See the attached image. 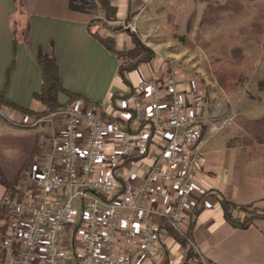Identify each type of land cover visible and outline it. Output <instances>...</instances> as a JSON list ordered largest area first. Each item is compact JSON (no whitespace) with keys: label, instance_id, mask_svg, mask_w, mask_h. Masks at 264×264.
<instances>
[{"label":"crops","instance_id":"1","mask_svg":"<svg viewBox=\"0 0 264 264\" xmlns=\"http://www.w3.org/2000/svg\"><path fill=\"white\" fill-rule=\"evenodd\" d=\"M148 1L111 0L116 19L107 21L103 16L97 17L104 25L99 22L90 27L94 17L85 0H0V91L5 89L6 99L18 107L17 110L1 108L4 118H0V211L4 195L19 181L30 160L46 151L62 126L58 114L39 119L36 126L22 124L30 117L22 110L41 112L44 109L33 99L42 83L41 70L35 60L38 51L53 55L62 87L80 97L70 105L95 106L107 124L118 125L126 131L135 132L146 121L145 116L141 121L134 116L130 99L135 95L145 96L140 84L152 75L162 84L166 77L173 76L175 93L182 103L188 102L186 93L191 82L175 72L163 58L156 56L139 64L123 79L118 74L119 60L90 33L110 36L117 50L132 48L128 19L132 15L137 17ZM21 23L24 32L18 31ZM162 99L167 105L170 96L165 93ZM60 100H66V96L60 95ZM146 102L145 110L150 112L151 98L147 97ZM200 120L199 116L198 124L203 129ZM150 133L144 153L122 158L121 186H145L155 164H159L161 170L168 169L164 146L169 133ZM219 137L203 130L197 152L204 164L196 172L188 199L182 204L172 202L171 212L177 218L152 217L163 255L149 258L137 244L138 235L132 246L131 264H198L201 259L209 264H264V221L247 229L234 228L226 221L222 207V199L239 206H264V142L228 147L230 139ZM112 152V144H108L105 154ZM147 206L148 202L143 203L135 212L138 234L146 227L149 216L144 208ZM126 212L120 211V221ZM82 213L76 201L74 217L68 222L64 235L66 240L73 238V230L82 224ZM231 213L241 217L240 211L233 209ZM3 223L0 216V226ZM125 234L122 227L116 246L120 247ZM67 246L66 259L76 258L82 252L78 244ZM0 264H22L19 246L4 249L0 244Z\"/></svg>","mask_w":264,"mask_h":264},{"label":"built area","instance_id":"2","mask_svg":"<svg viewBox=\"0 0 264 264\" xmlns=\"http://www.w3.org/2000/svg\"><path fill=\"white\" fill-rule=\"evenodd\" d=\"M140 87L145 96H132L130 109L137 119L145 116L146 121L135 132L107 124L92 105L77 107L70 103L54 113L61 117V128L46 151L22 171L15 186L17 193H6L1 201L2 210L9 211L11 217L0 244L4 249L18 245L22 264H131L138 235L137 244L149 258L163 255L152 217L176 219L172 202L184 203L192 191L196 172L204 164L197 152L201 144L197 116L203 103L192 90L186 93L188 102L182 103L175 93L173 76L166 77L162 84L152 75L142 80ZM165 93L170 96L167 105L162 99ZM147 97L152 102L150 112L145 110ZM37 123L30 118L22 122L30 126ZM150 131L155 135L169 133L164 146L168 169L161 170L155 164L145 186H121L122 158L144 153ZM108 144L114 152L106 155ZM76 201L83 212L82 224L73 230V238L66 240ZM147 202L149 206L144 209L149 217L138 234L135 212ZM120 211H128L121 221ZM122 227L126 234L118 247ZM68 244H78L82 252L66 259Z\"/></svg>","mask_w":264,"mask_h":264},{"label":"rangeland","instance_id":"3","mask_svg":"<svg viewBox=\"0 0 264 264\" xmlns=\"http://www.w3.org/2000/svg\"><path fill=\"white\" fill-rule=\"evenodd\" d=\"M226 1L149 0L137 17L130 16L127 28L152 49L155 56L163 58L175 72L191 82L189 90L198 93L203 103L197 116L201 118L203 130L227 140L241 135L249 137L250 134L241 129V123L264 117V31L258 42L240 33L254 16L264 12V0H238L233 8H227ZM85 5L94 17L90 27L100 24L97 17L107 20L95 0H85ZM204 13L213 18L212 24H200ZM18 31L24 32L22 23ZM223 47L238 48L248 57L243 67L245 79L228 92L218 87L211 73V68L222 58ZM121 63L127 66L132 60L124 59ZM0 118H4L1 108ZM16 183L10 193L16 192ZM257 207L260 213L264 211L263 205ZM243 215L241 212L240 218ZM0 216L6 228L1 234L4 237L11 214L2 210ZM188 244L193 247L192 242ZM198 264L209 263L201 259Z\"/></svg>","mask_w":264,"mask_h":264},{"label":"trees","instance_id":"4","mask_svg":"<svg viewBox=\"0 0 264 264\" xmlns=\"http://www.w3.org/2000/svg\"><path fill=\"white\" fill-rule=\"evenodd\" d=\"M15 1V0H14ZM101 9L105 12L107 21L116 19V9L112 5L111 0H96ZM238 0H227V8L236 6ZM207 11V10H206ZM213 18L208 17L205 13L200 21L201 25L212 24ZM89 29V26H88ZM264 31V12L254 16L253 21L240 29V33L249 40L258 42ZM98 41L116 58L119 60L118 74L121 78H125L127 72L133 70L141 63H146L153 60L156 56L152 49L144 45L136 35L129 33L132 41V48L128 50H117L115 42L110 36L100 37L95 32H90ZM16 40L14 38V49ZM222 58L216 62L211 68L213 78L220 89L225 92L233 90L246 77L244 66L247 65L248 57L238 48L221 49ZM124 59L132 60V63L124 66L121 61ZM35 60L41 70L42 83L40 90L33 95V99L43 106V111L33 112L29 110H22L23 113L28 114L34 120H39L48 115L57 113L67 107L73 101L80 97L65 90L59 79L58 68L53 55L38 51L35 55ZM11 69H9L7 76ZM60 95L66 96V100H60ZM0 108L17 110L18 107L9 102L5 97V89L0 91ZM241 128L249 137H235L227 142L228 147H235L241 145H250L254 141L264 142V117L245 120L241 123ZM263 129V130H262ZM203 129H201V135ZM8 186V182L4 181ZM258 205L239 206L226 199H222V207L226 221L234 228L247 229L258 221H264V211H258ZM237 210L244 215L242 218L236 217L231 213V210ZM6 228L0 226V232H4ZM198 258V257H195Z\"/></svg>","mask_w":264,"mask_h":264}]
</instances>
